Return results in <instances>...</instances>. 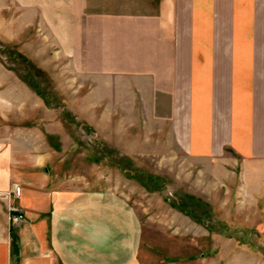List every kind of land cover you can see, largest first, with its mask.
Masks as SVG:
<instances>
[{
  "label": "crops",
  "instance_id": "crops-1",
  "mask_svg": "<svg viewBox=\"0 0 264 264\" xmlns=\"http://www.w3.org/2000/svg\"><path fill=\"white\" fill-rule=\"evenodd\" d=\"M31 29L70 51L88 83L117 79L185 154H232L237 177L264 197V0H0V38ZM0 72V264H175L144 252L125 198L66 189L31 171L29 153L16 157L14 78Z\"/></svg>",
  "mask_w": 264,
  "mask_h": 264
},
{
  "label": "rangeland",
  "instance_id": "rangeland-1",
  "mask_svg": "<svg viewBox=\"0 0 264 264\" xmlns=\"http://www.w3.org/2000/svg\"><path fill=\"white\" fill-rule=\"evenodd\" d=\"M70 54L34 29L0 38V70L14 78L16 157L66 189L125 198L143 221L144 252L151 246L175 264H264V197L237 177L240 160L185 154L117 79L105 89L88 83Z\"/></svg>",
  "mask_w": 264,
  "mask_h": 264
},
{
  "label": "built area",
  "instance_id": "built-area-1",
  "mask_svg": "<svg viewBox=\"0 0 264 264\" xmlns=\"http://www.w3.org/2000/svg\"><path fill=\"white\" fill-rule=\"evenodd\" d=\"M16 196L19 193V188H15L14 190ZM10 220L12 223L16 224L17 222H19L22 219V215L20 213H18L14 208H10Z\"/></svg>",
  "mask_w": 264,
  "mask_h": 264
}]
</instances>
